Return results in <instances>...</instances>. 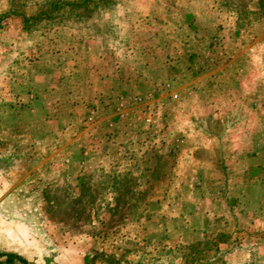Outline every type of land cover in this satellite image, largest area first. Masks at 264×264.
<instances>
[{"label":"rangeland","instance_id":"obj_1","mask_svg":"<svg viewBox=\"0 0 264 264\" xmlns=\"http://www.w3.org/2000/svg\"><path fill=\"white\" fill-rule=\"evenodd\" d=\"M7 255L264 264V0H0Z\"/></svg>","mask_w":264,"mask_h":264},{"label":"trees","instance_id":"obj_2","mask_svg":"<svg viewBox=\"0 0 264 264\" xmlns=\"http://www.w3.org/2000/svg\"><path fill=\"white\" fill-rule=\"evenodd\" d=\"M16 259V257L15 256H13V255H7V256H5V263L6 264H13V261ZM20 263H21V261L22 260H18ZM22 263L24 264V262L22 261Z\"/></svg>","mask_w":264,"mask_h":264}]
</instances>
